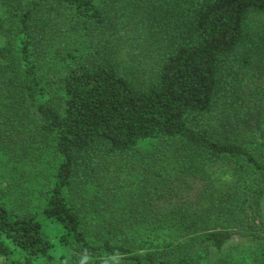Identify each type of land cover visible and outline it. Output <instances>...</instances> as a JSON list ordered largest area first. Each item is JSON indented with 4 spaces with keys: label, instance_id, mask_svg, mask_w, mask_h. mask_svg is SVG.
I'll list each match as a JSON object with an SVG mask.
<instances>
[{
    "label": "trees",
    "instance_id": "16d2710c",
    "mask_svg": "<svg viewBox=\"0 0 264 264\" xmlns=\"http://www.w3.org/2000/svg\"><path fill=\"white\" fill-rule=\"evenodd\" d=\"M1 153L70 250L0 175L12 264H205L234 237L264 264V0H0Z\"/></svg>",
    "mask_w": 264,
    "mask_h": 264
},
{
    "label": "rangeland",
    "instance_id": "374dc122",
    "mask_svg": "<svg viewBox=\"0 0 264 264\" xmlns=\"http://www.w3.org/2000/svg\"><path fill=\"white\" fill-rule=\"evenodd\" d=\"M49 64V62H48ZM157 139L148 140L140 144V152L146 151L152 143ZM50 160L45 161L44 164L39 166L37 172L47 173L54 164L53 155L49 157ZM137 163L142 162V156H137ZM142 160V161H141ZM168 164H172V160H167ZM32 161L25 160L24 163H16L10 155L0 154V175L6 180L3 186L7 187L5 197L12 200L15 197L22 196L24 200L30 198V208L36 214V218L40 223L42 233L52 243V255L57 263H65L70 255L69 245L65 236V230L55 220L47 218L42 213L43 204L45 202L44 196L41 193L43 187L41 185L29 181L32 179L30 170L33 171ZM45 188V187H44ZM44 190V189H43ZM20 194H18V193ZM169 238L166 233L151 232L145 237L146 247H153L155 243L162 244L168 242ZM8 244L7 256H0V264H12L15 261H20L24 258V253L11 243ZM259 242L252 241L246 237H234L223 248L222 251L216 252L209 250L207 258L202 260L205 264H216L220 259L225 260L228 264H255V256L259 251ZM96 262L104 261V258L95 259ZM201 261V259H200Z\"/></svg>",
    "mask_w": 264,
    "mask_h": 264
}]
</instances>
